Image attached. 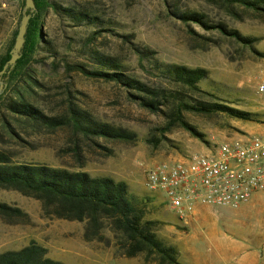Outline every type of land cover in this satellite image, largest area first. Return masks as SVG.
Returning a JSON list of instances; mask_svg holds the SVG:
<instances>
[{
  "label": "rangeland",
  "instance_id": "374dc122",
  "mask_svg": "<svg viewBox=\"0 0 264 264\" xmlns=\"http://www.w3.org/2000/svg\"><path fill=\"white\" fill-rule=\"evenodd\" d=\"M55 1L65 6L71 2L89 6L105 23L99 29L76 27L53 11L44 18L47 45L38 53L39 61L31 67L36 78L47 87L40 92L39 104L49 113H56L63 108L67 90L74 89L81 92L82 105L96 118L137 136L134 144H107L112 150L110 156H104L103 152L87 155L83 171L95 177L109 176L126 181L135 193L153 199L151 216L162 223L160 234L179 248L184 264H246L243 259L254 253L259 257L257 264H264V192L237 210L211 207L205 220L196 224L195 218L188 223L180 220L161 195L145 187L147 172L159 163L206 154L243 135H264V106L256 96L257 84L264 75V58L217 33L207 32L197 25H184L172 17L169 10L204 13L211 21L224 23L244 36L258 39L255 47L262 54L264 21L249 15L233 18L205 0ZM23 4L22 0H0V53L18 29ZM123 36H133V42L155 51L165 63L207 69L211 82L206 89L233 108L259 115L260 122H245L223 115H187L188 121L206 136L207 143L181 128H175L164 138L160 130L165 125L164 119L131 103L116 85L64 71L66 62H87L89 44L90 49L119 57L131 73L151 82V75L138 64ZM49 50H53L52 53ZM4 118L32 146L13 142L4 134ZM65 133L37 135L30 127L8 116L0 105V149L11 150L17 163H43L76 170L72 157L63 151L69 146ZM0 202L20 208L30 219L29 223L20 225H8L0 219V254L37 242L48 250L51 258L65 264H146L143 258L127 259L113 247L86 242L85 224L47 218L41 203L33 198L0 190Z\"/></svg>",
  "mask_w": 264,
  "mask_h": 264
},
{
  "label": "trees",
  "instance_id": "16d2710c",
  "mask_svg": "<svg viewBox=\"0 0 264 264\" xmlns=\"http://www.w3.org/2000/svg\"><path fill=\"white\" fill-rule=\"evenodd\" d=\"M22 1L25 5V0ZM205 1L233 18L249 15L264 21V0ZM34 3L37 12L30 21L22 57L3 77L6 88L0 96V105L8 116L30 127L37 135L66 132L69 146L63 151L72 157L76 170L43 163H17L11 150L0 149V190L15 191L39 201L47 218L85 224L83 237L86 242L113 247L121 257L143 258L146 264H184L179 248L160 234L162 223L151 216L153 199L138 195L126 181L109 176L95 177L83 171L87 155L103 152L104 156H110L112 150L107 144H134L136 134L96 118L82 105L81 92L74 89L67 90L63 108L56 113H49L38 102L40 92L47 87L36 78L31 67L39 61L37 55L47 45L43 34L44 18L53 11L76 27L92 29H99L105 22L86 5L71 2L65 6L55 0H34ZM169 13L188 27L197 25L207 32L217 33L264 58L255 47L258 39L244 36L224 23L211 21L204 13L176 9ZM16 35L17 30L0 53V72L11 58ZM204 39L212 42L210 38ZM93 40L90 39V44ZM123 40L145 73L151 75V82L131 73L119 57L90 49L89 44L86 46L87 62H66L64 71L116 85L131 103L164 119L165 125L160 129L164 138L175 128H181L207 143L206 136L188 121L187 115H223L245 122H260L259 115L233 108L206 89L211 82L207 69L165 63L155 51L133 42V36H123ZM2 131L13 142L32 146L6 118ZM0 219L8 225L30 221L20 208L3 202H0ZM0 264L65 263L51 258L44 246L31 242L22 249L1 253Z\"/></svg>",
  "mask_w": 264,
  "mask_h": 264
},
{
  "label": "built area",
  "instance_id": "2783aa9c",
  "mask_svg": "<svg viewBox=\"0 0 264 264\" xmlns=\"http://www.w3.org/2000/svg\"><path fill=\"white\" fill-rule=\"evenodd\" d=\"M256 96L264 106V75ZM145 187L185 223L199 207L240 209L264 192V135H243L206 154L159 163L147 172Z\"/></svg>",
  "mask_w": 264,
  "mask_h": 264
},
{
  "label": "water",
  "instance_id": "95a60500",
  "mask_svg": "<svg viewBox=\"0 0 264 264\" xmlns=\"http://www.w3.org/2000/svg\"><path fill=\"white\" fill-rule=\"evenodd\" d=\"M36 12L37 9L34 0H25L22 18L17 29V35L14 41L13 48L11 50V58L4 66L3 70L0 72V96L4 93L6 88V85L3 81L4 75L10 73L22 57V51L26 42L25 37L29 30L30 21L33 15L36 14Z\"/></svg>",
  "mask_w": 264,
  "mask_h": 264
},
{
  "label": "crops",
  "instance_id": "0c3cea01",
  "mask_svg": "<svg viewBox=\"0 0 264 264\" xmlns=\"http://www.w3.org/2000/svg\"><path fill=\"white\" fill-rule=\"evenodd\" d=\"M263 193V192H262ZM261 193L255 195L253 197V200L255 198H257L258 195H260ZM252 200V201H253ZM248 204L242 206V207H246ZM211 207H199L196 211V214H195V222L196 224L201 222V220H205V218L207 217V215H209L211 213ZM193 218V219H194ZM259 244L261 245V242H259ZM258 260H259V257L257 256L256 253H254V255H251V256H246L243 261L246 263V264H257L258 263Z\"/></svg>",
  "mask_w": 264,
  "mask_h": 264
}]
</instances>
